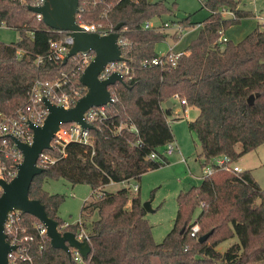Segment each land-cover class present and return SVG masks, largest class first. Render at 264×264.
Wrapping results in <instances>:
<instances>
[{
  "label": "trees",
  "instance_id": "obj_1",
  "mask_svg": "<svg viewBox=\"0 0 264 264\" xmlns=\"http://www.w3.org/2000/svg\"><path fill=\"white\" fill-rule=\"evenodd\" d=\"M241 1L202 0L210 13L177 62L144 64L145 59H165L171 54H160L155 48L168 32L144 24L173 13L177 1L170 5L164 0H79L78 21L95 22L103 30L123 21L119 33L129 41L122 53L131 77L109 86L113 101L106 104L102 122L90 128L92 142H69L64 154L55 147L43 150L56 159L44 163V169L33 176L28 195L43 203L61 231L76 233L78 222L61 227L64 220L57 210L65 196L47 191L44 178L63 177L72 185L88 183L99 190L80 208L90 243L84 264H153L154 256L160 264H248L264 259V189L250 169L230 172L219 168L201 183L180 190L174 225L161 241L154 236L139 185L136 191L131 186L104 188L110 182L140 178L170 162L169 157L161 160L149 154L175 140L169 122L173 107L166 104L174 96L200 109L188 125L197 134L202 165L223 153L238 159L264 144V28L258 24L239 41L220 40L232 24L255 15L241 7ZM28 5L27 0H0V20L19 32L15 42L0 40V112H13L25 104L32 78L52 80L72 66L71 60L54 62L48 57L49 41L65 32L48 26ZM223 8L234 11V16H225ZM190 16L178 18L183 28L197 23ZM17 46L24 49L22 56H16ZM38 55L42 60L36 62ZM75 83L81 96L86 87L77 79ZM253 93L255 100L249 103ZM196 223L200 230L194 236L191 228ZM40 224L35 215L18 212L16 230L31 236L32 258V262L18 264H80L72 247L66 252L53 246L46 233L39 232ZM211 229L208 238L200 241L199 236ZM234 236L239 240L224 252L217 249Z\"/></svg>",
  "mask_w": 264,
  "mask_h": 264
},
{
  "label": "built area",
  "instance_id": "obj_2",
  "mask_svg": "<svg viewBox=\"0 0 264 264\" xmlns=\"http://www.w3.org/2000/svg\"><path fill=\"white\" fill-rule=\"evenodd\" d=\"M31 5H39L43 0H27ZM222 13L226 15L234 16V11L228 8H223ZM37 17H41V14L35 12ZM78 24L85 31H98L102 34H107L111 30L106 28L100 29L98 25L94 22H81L78 21ZM177 30L183 28L182 24L174 22ZM169 22H164L161 25L155 24L152 19L146 20L144 26L146 28H160L164 26H169ZM0 27L15 28L6 24L3 20H0ZM65 33L56 39H51L49 41L50 51L48 57L54 62H62V59L68 49L70 48L73 42V36L70 32L64 31ZM19 38V37H18ZM220 40H227L226 36H222ZM15 42V41H14ZM118 42L122 47H127L129 41L128 39L122 37L121 35L118 38ZM24 49L21 47L15 48L16 56H22L24 54ZM182 52H171L168 58L154 57L152 59L143 60L144 64H164L167 61L175 64L177 62L178 56ZM95 56L93 50H84L79 51L76 54L70 56L67 60H71L72 66L69 69V72H61L60 75L56 76L54 79H42L40 77H34L30 80L29 88L27 91V100L24 105L19 106L13 112H0V178L5 180H10L17 171V165L22 160V152L16 146L14 138H18L20 141L31 143L33 131L29 125V122L33 124H42L47 113L48 109L44 104L43 97H46L51 102L61 105L65 108H68L75 104L76 100L81 94V89L75 83V80H79V76L83 71L84 67L92 60ZM42 60V56H36L35 61L39 62ZM114 71L120 72L124 78L131 77V67L126 62V60H117L107 63L104 68L101 70L99 76L100 78H107ZM24 79H27V76H24ZM80 82V80H79ZM182 103H187L185 98L180 99ZM107 116L106 104L100 106H92L87 108L84 113V119L92 124L102 122L104 117ZM76 141L81 143H90L92 142V133H90V128L88 126H83L78 122L69 121V122H60L59 127L54 131L50 144L51 148H57L62 154H64L65 146L67 143ZM178 149V144L175 140H172L165 144L162 147L154 150L149 154V157L159 158L164 160L166 157H169ZM56 158L44 151L39 154L37 159V164L43 166L46 162H53ZM181 159L187 162L185 155H182ZM224 169L230 172H241L243 168L239 165L238 160L233 158L230 154L223 153L217 156H214L210 162H207L202 166V177L213 173L216 169ZM190 173L192 174L191 170ZM138 189V184H135L134 190ZM2 188L0 186V193ZM19 210L13 209L8 212L4 224V231L6 232V239L10 244H14L15 248L10 250L7 254L8 264H18L21 261L32 262V258L29 252V241L31 236L28 234L20 235L16 230V220L18 218ZM79 227L78 231L75 233V236L78 239L85 238L89 241L88 230L81 223L80 220H77ZM70 222L65 221L61 227L65 226ZM60 227V226H59ZM200 230L199 223H196L191 228V235L196 236ZM40 233H45V227L43 224H40L39 228ZM74 259L77 260L80 264L83 263V256L79 253L77 249L72 247Z\"/></svg>",
  "mask_w": 264,
  "mask_h": 264
},
{
  "label": "water",
  "instance_id": "obj_3",
  "mask_svg": "<svg viewBox=\"0 0 264 264\" xmlns=\"http://www.w3.org/2000/svg\"><path fill=\"white\" fill-rule=\"evenodd\" d=\"M79 0H43L39 5H28V8L41 14L42 20L50 27L59 31H68L73 36V42L64 55L62 62L79 51L93 50L95 56L84 67L79 76L80 82L86 87L85 92L78 97L75 104L65 108L43 97L48 113L42 124L29 122L33 135L31 143L14 138L16 146L22 152V160L17 165L16 174L10 179L0 178V264H8V252L15 248L6 239L4 224L8 212L17 209L35 215L45 227V233L51 244L60 247L66 252L74 247L86 257L90 251V243L85 238L78 239L70 230L61 231L56 219L49 216L42 202L28 195V189L33 176L41 172L44 167L37 164L39 154L47 148H51L50 140L60 122L75 121L83 126L94 128V124L87 122L84 111L92 106L105 105L113 101V95L109 86L117 81L125 82L124 76L114 71L107 78H100L99 74L104 66L117 60H125L122 47L118 42L119 29L123 21L118 22L113 31L102 34L98 31H85L76 20ZM178 18L187 16L184 12H177ZM255 94L248 97V102L253 103ZM166 104L173 107V100H167ZM147 211L153 210L151 201H143ZM213 229L199 236L200 241L208 238Z\"/></svg>",
  "mask_w": 264,
  "mask_h": 264
},
{
  "label": "rangeland",
  "instance_id": "obj_4",
  "mask_svg": "<svg viewBox=\"0 0 264 264\" xmlns=\"http://www.w3.org/2000/svg\"><path fill=\"white\" fill-rule=\"evenodd\" d=\"M164 1L170 5H172L174 1H177L175 5L177 8L175 11L173 13H165L151 19L156 24H161L166 21L169 22V26H164L162 28V30L168 32V34H171L174 28H176L174 22H178V18L176 16L177 12L190 14L191 20L194 22L202 21L210 13L207 7L202 6V0ZM255 5L257 8H262L261 10L264 12V0H256V3H254V0L241 1L242 7L254 8ZM254 23L256 25V19L252 18L244 21L242 19L240 22L232 24L228 27L225 31V35H234L232 39L238 40L244 37L255 27H252ZM261 27L264 28V24H261ZM198 31L199 27L197 24L187 26L184 28L179 39H175L172 35H169L165 40L156 43L155 48L160 54H165L170 49L171 44H175V49L184 47L189 37L198 33ZM18 37L19 32L16 28L0 27V40L8 43L16 41ZM175 102L176 107H178L180 105L179 101L175 99ZM169 122L174 134H182V139L187 140L189 143L188 147H190V150L188 152H184L187 162L172 158L169 163L143 173L140 178H133L126 182H113L105 187L107 190H117L124 186H131L132 190L136 191L134 190L135 184L140 186L143 201H151V207L153 210H149L147 212V217L152 224L153 233L157 241H161L174 225L178 208L176 196L179 191L182 189L186 190L190 186L202 182L200 178L195 177L190 173L189 167L191 172L195 175H201L203 173L201 163L199 160L195 159L200 148V143L197 135H195L189 128L187 118H185L184 114L181 113V117L177 119L169 116ZM237 146L240 147V144ZM238 163L243 168L245 166L252 168V171L261 187H264V144L259 145L258 147L248 151L243 157L238 158ZM43 187L49 192L64 194L65 198L58 207L57 213L63 220L70 223L81 220L80 208L83 201L93 199L98 195L99 191L94 190L88 183H76L72 185L69 180L63 177H46L43 181ZM198 212L199 208L197 209L195 216ZM97 216L98 214H94V217ZM90 219L86 220V224H90ZM235 240H239L237 236L226 239L217 246V249L223 252L231 244L230 242H234ZM153 264H160L157 256L153 257ZM248 264H264V259Z\"/></svg>",
  "mask_w": 264,
  "mask_h": 264
},
{
  "label": "crops",
  "instance_id": "obj_5",
  "mask_svg": "<svg viewBox=\"0 0 264 264\" xmlns=\"http://www.w3.org/2000/svg\"><path fill=\"white\" fill-rule=\"evenodd\" d=\"M254 3H256V0H254ZM240 6H241V4H240ZM242 7V6H241ZM243 8H246V9H250V10H253L254 11V13H255V15H253V16H248V17H244V18H242L243 19V21L244 20H247V19H256V25H255V23L252 25V27L253 26H257L258 24H264V12L261 10L262 8H257L256 7V5H255V7L254 8H247V7H243ZM187 14V13H186ZM227 17H230L231 15H226ZM178 18V17H177ZM241 19V20H242ZM156 24V23H155ZM161 24H163V23H161ZM160 23L158 24V25H161ZM195 24H197L198 25V27H199V31H200V28L202 27V21H197V23H195ZM195 24H193V25H195ZM254 27V28H255ZM253 28V29H254ZM182 30V31H181ZM181 30H177V28H174V30L171 32V34H169V35H172V37H174V34H175V32H177L178 34L176 35V37H174L175 39H179V37H180V35L182 34V32H183V30H184V28H182ZM199 31H198V33H199ZM198 33H196V34H194V35H192L191 37H189V39H188V41L186 42V44L184 45V47H181V48H177V49H175V44H171L170 45V49L168 50V51H173V52H183L185 49H186V47L188 46V44L191 42V40L193 39V38H195L197 35H198ZM248 34V33H247ZM246 34V35H247ZM245 35V36H246ZM224 36H226L227 37V39H232L233 37H234V35H231L230 34V36H227V35H224ZM244 36V37H245ZM243 38V37H242ZM242 38H240V39H238V40H235V39H232V40H234V41H239V40H241ZM179 44V43H178ZM167 51V52H168ZM159 53V52H158ZM175 99H177L178 101H179V106L178 107H176V102H175ZM172 100H173V102H174V104H173V114L171 115L173 118H180L181 117V113H183L184 114V116H185V118H187V120H188V122H189V120H192V119H194V118H196L197 117V115L199 114V112H200V109H199V107L198 106H196V105H190V104H185V103H182L181 102V100H180V98L178 97V96H174L173 98H172ZM174 133V132H173ZM193 133L195 134V135H197L194 131H193ZM192 133V134H193ZM174 137H175V141H176V143L178 144V149L174 152V153H172L171 155H169V159L170 160H172V158H174L175 160H182L181 159V157H182V155H184V152H188L189 150H190V147H188V145H189V143L187 142V140H183L182 139V134L181 135H179L178 133L177 134H174ZM193 137H194V135H193ZM194 140H195V138H194ZM196 142V141H195ZM197 144V143H196ZM237 150H240V147L239 146H237ZM246 154V153H245ZM244 156V154L241 156V157H243ZM241 157H239V158H241ZM196 160H199V158H198V156H196V158H195ZM238 160V159H237ZM183 161V160H182ZM199 162L201 163V161L199 160ZM201 166H203L202 165V163H201ZM242 167V166H241ZM243 168V167H242ZM243 169H250L251 171H252V168H250V167H244ZM189 170H191L190 169V167H189ZM252 173H253V171H252ZM192 175L193 176H195V177H198V178H200V180H203V177H202V174L201 175H195L193 172H192ZM253 175H254V173H253ZM254 177H255V175H254ZM255 179H256V177H255ZM257 180V179H256ZM258 181V180H257ZM110 183H113V182H110ZM109 183V184H110ZM258 183H259V181H258ZM109 184H107V185H109ZM106 185V186H107ZM259 185H260V183H259ZM105 186V187H106ZM261 186V185H260ZM104 187V188H105ZM262 188V187H261ZM264 188V187H263ZM262 188V189H263ZM148 212V211H147ZM236 241H238V240H235L234 242H236ZM234 242H230L231 244L232 243H234ZM230 244V245H231ZM229 245V246H230ZM224 252V251H223Z\"/></svg>",
  "mask_w": 264,
  "mask_h": 264
}]
</instances>
